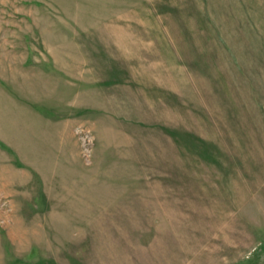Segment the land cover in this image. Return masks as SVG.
Wrapping results in <instances>:
<instances>
[{"label": "rangeland", "instance_id": "1", "mask_svg": "<svg viewBox=\"0 0 264 264\" xmlns=\"http://www.w3.org/2000/svg\"><path fill=\"white\" fill-rule=\"evenodd\" d=\"M0 264H264V0H0Z\"/></svg>", "mask_w": 264, "mask_h": 264}]
</instances>
